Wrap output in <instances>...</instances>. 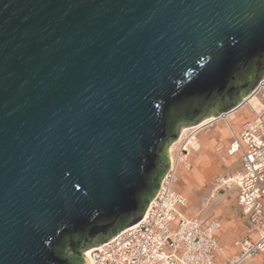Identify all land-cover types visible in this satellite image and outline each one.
Segmentation results:
<instances>
[{"label": "water", "instance_id": "water-1", "mask_svg": "<svg viewBox=\"0 0 264 264\" xmlns=\"http://www.w3.org/2000/svg\"><path fill=\"white\" fill-rule=\"evenodd\" d=\"M263 67L264 0H0V264H88Z\"/></svg>", "mask_w": 264, "mask_h": 264}, {"label": "built area", "instance_id": "built-area-1", "mask_svg": "<svg viewBox=\"0 0 264 264\" xmlns=\"http://www.w3.org/2000/svg\"><path fill=\"white\" fill-rule=\"evenodd\" d=\"M252 93L264 90L259 88ZM243 124L231 141L228 154H239L241 169L232 177L217 179L221 186L236 189V200L254 235L241 243L238 255L218 262L215 237L219 223L203 224L184 214L187 198L174 189L178 167L190 169L188 157L200 150V128L187 127L173 162L139 221L111 239L89 248L91 264H250L259 256L264 264V105ZM173 227V230L170 229Z\"/></svg>", "mask_w": 264, "mask_h": 264}, {"label": "rangeland", "instance_id": "rangeland-1", "mask_svg": "<svg viewBox=\"0 0 264 264\" xmlns=\"http://www.w3.org/2000/svg\"><path fill=\"white\" fill-rule=\"evenodd\" d=\"M261 78L263 82L264 75ZM247 103H243L238 109L228 111L225 115L211 116L201 121L204 122L212 117H217L215 119L217 120L235 115L233 120L229 122L231 126L226 130V133H222L221 128L225 127V123L221 121L207 127L200 134L199 139L202 148L192 154L191 169L184 172V175L180 171L178 173L180 177L176 181L177 189L187 198L185 209L187 216L201 220L204 223L210 221L220 223V227L216 232V239L221 248L219 252L221 260H227L238 255L241 251V243L245 240L254 239V235L242 215L240 207L237 205L234 190L227 188V186H221L217 182L219 178L226 179L236 173L239 158L228 155V144L232 138V133H237L245 121L253 119L255 115L253 110L262 108L264 105V90L259 91L252 101ZM215 120H209L199 127L208 123L210 125ZM181 131L178 133V139L171 144L179 140ZM178 145L174 147L173 156ZM170 229L173 230V227H170ZM250 264H259L258 258L251 261Z\"/></svg>", "mask_w": 264, "mask_h": 264}, {"label": "crops", "instance_id": "crops-1", "mask_svg": "<svg viewBox=\"0 0 264 264\" xmlns=\"http://www.w3.org/2000/svg\"><path fill=\"white\" fill-rule=\"evenodd\" d=\"M238 113V112H237ZM236 113V114H237ZM235 115H230V116H228L227 118H220V119H217V120H215L212 124H210L209 126H207V127H210V126H213L214 124H218L219 122H221V121H223L224 123H225V127H223V128H221L222 129V133H226V130L227 129H229L230 128V123L229 122H231L232 120H233V117H234ZM249 121V120H248ZM247 121H245L244 123H246ZM243 123V124H244ZM243 124H242V126H243ZM242 126L240 127V129H239V131L237 132V133H232V138H231V140H230V142H229V144H228V148H229V145H230V143H231V141L233 140V138L236 136V135H238L239 134V132L241 131V129H242ZM206 127V128H207ZM206 128H204L199 134H198V136H197V138H198V141H199V143H200V145H201V148H202V143H201V140L199 139V136H200V134L201 133H203L204 132V130L206 129ZM176 145H178V142L177 143H175L174 145H173V147H175ZM200 148V149H201ZM228 148H227V153H228ZM173 151H174V148H173V150H172V152H171V154H169V158H172L173 157ZM198 152V151H197ZM194 153H196V152H194ZM192 154L193 153H191L190 155H189V157H188V160H189V163H190V169H191V156H192ZM229 155V154H228ZM171 156V157H170ZM232 156H236V157H238L239 158V166H238V169L236 170V172L237 171H239L240 169H241V157H240V155L239 154H235V155H232ZM190 169H185V168H183L182 166H179L178 167V171H177V179L180 177V176H178V173L180 172V171H182L183 172V175H184V172H186V171H189ZM183 175H181V176H183ZM177 181V180H176ZM174 189L176 190V191H178V192H180V193H182L181 191H179L178 189H177V187H176V182H175V184H174ZM229 189H233L234 190V192H235V198H236V189H234L233 187H231V188H229ZM183 194V193H182ZM184 195V194H183ZM185 196V195H184ZM236 202H237V200H236ZM238 205V204H237ZM239 206V205H238ZM240 207V206H239ZM186 209V208H185ZM185 209H184V214L186 215V213H185ZM241 209V208H240ZM242 211V210H241ZM242 215H243V213H242ZM187 216V215H186ZM244 216V215H243ZM189 217V216H188ZM245 218V217H244ZM245 220H246V218H245ZM201 221V220H200ZM201 222H203V221H201ZM211 222V221H210ZM217 222V221H216ZM246 222H247V220H246ZM207 223H209V222H207ZM206 222L204 223L203 222V224H207ZM219 223V222H218ZM219 227H220V223H219ZM219 227H218V229H219ZM217 229V230H218ZM217 230L215 231V237H216V232H217ZM253 240V239H252ZM218 242V241H217ZM219 244V243H218ZM220 247V246H219ZM221 249V248H220ZM221 250H219L217 253H216V259H217V261L218 262H221V261H225V260H221L219 257H220V252ZM255 258H258V263L259 264H262L261 263V260H260V257L259 256H256ZM254 258V259H255ZM253 259V260H254ZM228 260V259H227ZM252 260V261H253Z\"/></svg>", "mask_w": 264, "mask_h": 264}, {"label": "bare ground", "instance_id": "bare-ground-1", "mask_svg": "<svg viewBox=\"0 0 264 264\" xmlns=\"http://www.w3.org/2000/svg\"><path fill=\"white\" fill-rule=\"evenodd\" d=\"M261 80H262V78H261ZM264 86V81L263 82H261V84L259 85V88H261V87H263ZM256 96V93H252V94H250L249 96H247V97H245V101H244V103L245 102H248V103H250V101H252V99L254 98ZM247 103V104H248ZM247 104H245V105H247ZM244 105V106H245ZM241 107V106H240ZM239 108V107H238ZM238 108H236V109H238ZM235 110V109H234ZM253 111H258V109H254ZM228 112H226V113H223L222 115H225V114H227ZM218 116H220V115H218ZM211 117V116H210ZM217 117H212V118H210V119H208V120H205L204 122H199L198 124H195L197 127L195 128V129H197V128H200V130H199V132H198V134L204 129V128H206L207 126H209V123L208 124H205V125H203V126H201V127H199L200 125H202V124H204L205 122H207V121H209V120H215ZM188 130V128H183V130L181 131V133H180V135H179V140L177 141L178 143H179V141L182 139V137H183V135H185V133H186V131ZM177 142H175V143H177ZM174 143V144H175ZM174 144H171L170 145V147L168 148V152H169V154H171V152H172V150H173V145ZM171 157V156H170ZM169 160H170V163L171 162H173V160H174V156L172 157V158H169ZM88 250L89 249H87L85 252H84V257H85V259H86V261L88 262V264H91V261L88 259Z\"/></svg>", "mask_w": 264, "mask_h": 264}, {"label": "trees", "instance_id": "trees-1", "mask_svg": "<svg viewBox=\"0 0 264 264\" xmlns=\"http://www.w3.org/2000/svg\"><path fill=\"white\" fill-rule=\"evenodd\" d=\"M264 68V67H263ZM264 70V69H263Z\"/></svg>", "mask_w": 264, "mask_h": 264}]
</instances>
